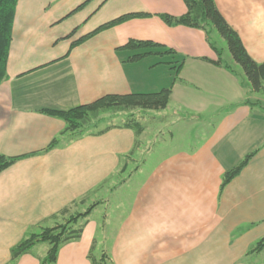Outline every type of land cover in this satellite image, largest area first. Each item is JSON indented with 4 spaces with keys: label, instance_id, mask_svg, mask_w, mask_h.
<instances>
[{
    "label": "crops",
    "instance_id": "obj_1",
    "mask_svg": "<svg viewBox=\"0 0 264 264\" xmlns=\"http://www.w3.org/2000/svg\"><path fill=\"white\" fill-rule=\"evenodd\" d=\"M215 3L253 59L264 62V0ZM186 11L184 0L17 1L7 77L0 83V155L18 157L0 171V264H40L45 243L10 263L11 248L71 202L73 209L99 204L55 264H92L93 243L96 252L107 247L113 264H264V248L251 251L264 237V108L246 103L264 106V99L248 97L253 90L231 62L235 72L206 59L217 54L204 30L160 17ZM135 12L147 16L72 46ZM212 36L220 45L218 34ZM131 38L176 53L128 61L134 51L119 47ZM171 85L165 110L181 115L167 122V141L143 152V163L140 150L155 127L150 109L134 110L145 118L140 133L117 126L76 137L61 133L62 118L41 110ZM54 138L58 143L50 147ZM253 150L221 190L225 171ZM100 207H108L106 219L96 213ZM102 235L112 238L104 242Z\"/></svg>",
    "mask_w": 264,
    "mask_h": 264
},
{
    "label": "trees",
    "instance_id": "obj_2",
    "mask_svg": "<svg viewBox=\"0 0 264 264\" xmlns=\"http://www.w3.org/2000/svg\"><path fill=\"white\" fill-rule=\"evenodd\" d=\"M17 1L18 0H0V83L7 77V63L13 39V21ZM184 2L187 6V11L185 13L181 15L164 13L160 14V17L169 25L181 24L204 30L209 44L217 54L216 60L209 58L206 59L235 72L232 66L223 59V48L213 39L212 35L216 32L226 42L233 60L242 67L251 90L255 92L262 91L264 86V62L258 63L249 54L239 33L229 24L220 12L215 0H184ZM142 16H147V14L142 12L122 14L105 22L89 34L73 42L72 46L103 29ZM119 48L122 50L134 51V53L128 57V61H138L149 54L169 55L176 53L174 49L169 48L164 44L152 40L135 38L129 39L127 43ZM183 64L184 58L181 59L179 65L174 66L177 74ZM171 93L172 85L155 92L106 94L92 102L80 104L68 109L43 108L41 110L62 118L66 125L61 133H70L71 137L82 136L85 134H101L106 130L117 126L132 127L140 133L143 128L141 122L134 117V110L166 108ZM246 103L264 108L260 100H246ZM107 112L116 113L118 115L120 113H129L126 120L121 124H107L100 126L99 124L106 119V116H103L102 113ZM57 143L58 139L54 138L50 147L56 146ZM256 152L257 150H253L248 153L237 165L225 171L222 177L221 190H223L224 187L242 171ZM16 159H18L17 156L7 157L5 155H0V171L12 164ZM98 203L99 202H95L90 205L89 209L85 212L69 215L64 222L57 223L50 227H43L42 230L37 233L33 232L26 234L17 244L12 246L11 262H16L23 254L30 253L35 244L43 242L48 245V248L44 255L39 256L40 264H55L60 247L66 242L77 240L81 237L85 222L80 224L78 223L79 220L81 218H86L92 211L93 207ZM68 211L69 206H65L61 211L56 213L55 216L62 214L66 215L68 214ZM263 248L264 237L253 245L251 251ZM89 258L91 259L92 264H113L109 254L106 252L101 256L93 255L92 252H90Z\"/></svg>",
    "mask_w": 264,
    "mask_h": 264
},
{
    "label": "rangeland",
    "instance_id": "obj_3",
    "mask_svg": "<svg viewBox=\"0 0 264 264\" xmlns=\"http://www.w3.org/2000/svg\"><path fill=\"white\" fill-rule=\"evenodd\" d=\"M219 43H220L219 46H221L223 48V59L225 61L231 62V64L235 67V70L240 74V76H241L240 78L244 79L247 82V79L245 77V74H244V71H243L242 67L233 60V58H232V56H231V54H230V52L228 50L227 44H226V42L224 41V39L222 37H220V42ZM251 96H253V97H260L261 99H264V86H263V90L260 91V92L250 91L248 97H251ZM253 99H255V98H253ZM165 109L166 108H160L158 110L157 109H150V110H148L149 111V113H148L149 116H147V119H148V117H154L153 123L155 124V127L153 129H151V131H150V140L147 142L148 147L147 146L146 147H143L140 150V152L142 153V156L139 159V163H143L145 161L146 154H143V152L148 151L149 147H152L151 149H154L157 146H159L161 143H163L164 141H167L169 139V135H168V128L169 127L166 126L167 125V122L169 120H173L172 118H175V117L177 118L178 115H181V112L173 111L171 109H167V110H165ZM136 110H141V109H136ZM128 113L129 112L120 113L119 115L116 114V113H110V112L102 113L103 116H106V119L103 122H101L99 125L100 126H103V125H107V124H121V123H123V121L126 120ZM174 114L177 115V116H175ZM141 116H142V112L141 111H135L134 117L137 120H139L142 123H144L145 122V118H138V117H141ZM128 119H129V117H128ZM134 165L135 164H132L131 166L133 167ZM111 198H112L113 201H116V199H117L116 194L111 195ZM93 203H95V202L88 203L87 206L84 207V209H81V208L80 209H75V208L73 209L72 206L74 205V202H71L70 204L66 205V206H69L68 214H66V215H63L62 214V215H59V216H55L52 219V221H50V222L47 221V223H42V221H41L38 224V227H39L38 230H36V231H33V230L30 231L29 230V231H27L25 233V235L28 234V233H33V232L37 233V232H40L43 227H46V226L50 227V226L56 225L57 223L64 222V221L67 220L68 216L71 215V214H78V213H81V212H85L86 210L89 209V206L92 205ZM62 209H60L59 211H61ZM107 211H109L108 207L107 208L100 207L98 209V211H96V213H100V219L102 220V219L105 218V215H106ZM87 220H88L87 217L86 218H83V219L81 218L78 223L81 224V223L85 222V224H86ZM85 224H84V227H85ZM84 227H83V229H84ZM100 237L103 238V239H105L104 242L106 241V239H111L112 238V236H103V235L102 236H99V238ZM72 241H75V240H72ZM72 241H69V242H72ZM69 242H66V243H69ZM39 243H43V242H39ZM39 243H37V244H39ZM37 244H35V245H37ZM45 245L48 247V245L46 243H45ZM93 245H92V248L90 250V252H92L93 255L101 256L104 252H106V253L109 254V256L111 258V261L113 263L111 253H110V251H108L106 249L107 247H105V244L103 245V247H105V248H102L99 252H96L94 250V248H96V247H95V244L94 243H93ZM9 262L11 263V258H10V261Z\"/></svg>",
    "mask_w": 264,
    "mask_h": 264
}]
</instances>
